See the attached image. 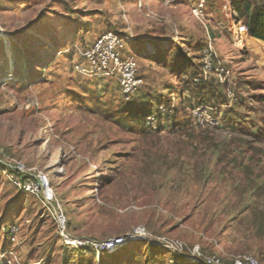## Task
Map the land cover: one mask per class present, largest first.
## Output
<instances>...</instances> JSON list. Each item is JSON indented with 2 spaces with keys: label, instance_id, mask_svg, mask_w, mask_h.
<instances>
[{
  "label": "rangeland",
  "instance_id": "obj_1",
  "mask_svg": "<svg viewBox=\"0 0 264 264\" xmlns=\"http://www.w3.org/2000/svg\"><path fill=\"white\" fill-rule=\"evenodd\" d=\"M232 18L231 0H0L6 264H264V42ZM108 30L132 36L128 100L73 70Z\"/></svg>",
  "mask_w": 264,
  "mask_h": 264
},
{
  "label": "built area",
  "instance_id": "obj_2",
  "mask_svg": "<svg viewBox=\"0 0 264 264\" xmlns=\"http://www.w3.org/2000/svg\"><path fill=\"white\" fill-rule=\"evenodd\" d=\"M236 31L239 35L247 34L245 25H240L236 28ZM131 43V35L116 30L104 31L80 51V60L73 66V70L82 77L117 79L122 94L128 100L135 95L141 84L138 77L139 67ZM19 167L23 166L19 165ZM15 171L20 172L23 170L17 169ZM15 184L19 188L29 190L31 193L39 189V181L36 183L15 181ZM40 184L44 185L47 195L50 196L52 191L49 181L41 178ZM135 233L139 237L145 235L141 229H137ZM125 241V238L115 239L106 244V246L108 245L106 249L109 250L110 246H120ZM7 260L4 254H0V264H6ZM243 260L245 264H258L255 258L247 257ZM235 264H242V261H236Z\"/></svg>",
  "mask_w": 264,
  "mask_h": 264
},
{
  "label": "trees",
  "instance_id": "obj_3",
  "mask_svg": "<svg viewBox=\"0 0 264 264\" xmlns=\"http://www.w3.org/2000/svg\"><path fill=\"white\" fill-rule=\"evenodd\" d=\"M231 5L235 25H245L248 36L264 42V0H231Z\"/></svg>",
  "mask_w": 264,
  "mask_h": 264
},
{
  "label": "bare ground",
  "instance_id": "obj_4",
  "mask_svg": "<svg viewBox=\"0 0 264 264\" xmlns=\"http://www.w3.org/2000/svg\"><path fill=\"white\" fill-rule=\"evenodd\" d=\"M3 36H4V34L2 32H0V37H3ZM3 39H5V38H3ZM8 57H10V54H8Z\"/></svg>",
  "mask_w": 264,
  "mask_h": 264
},
{
  "label": "water",
  "instance_id": "obj_5",
  "mask_svg": "<svg viewBox=\"0 0 264 264\" xmlns=\"http://www.w3.org/2000/svg\"><path fill=\"white\" fill-rule=\"evenodd\" d=\"M235 24V23H234Z\"/></svg>",
  "mask_w": 264,
  "mask_h": 264
}]
</instances>
